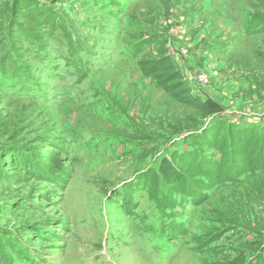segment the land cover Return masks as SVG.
<instances>
[{
  "label": "rangeland",
  "instance_id": "374dc122",
  "mask_svg": "<svg viewBox=\"0 0 264 264\" xmlns=\"http://www.w3.org/2000/svg\"><path fill=\"white\" fill-rule=\"evenodd\" d=\"M262 222L264 0H0V264H256Z\"/></svg>",
  "mask_w": 264,
  "mask_h": 264
},
{
  "label": "trees",
  "instance_id": "16d2710c",
  "mask_svg": "<svg viewBox=\"0 0 264 264\" xmlns=\"http://www.w3.org/2000/svg\"><path fill=\"white\" fill-rule=\"evenodd\" d=\"M147 74L149 76H154V78H159V75L160 77L162 76L165 80L164 87H165L166 92H168L172 96V98L176 100L178 103L185 104V105L195 108L198 112L201 113L202 116L207 117V116L219 115L223 112L220 105L213 99H210V98L204 99V98L195 96L191 93V89L188 87L186 81L184 80V76L181 70L178 69V67L173 63L172 59L169 56H163L159 60L155 61L149 67V72H147ZM240 134H242V132H240ZM205 136L207 138V135ZM223 139L226 140V137H224ZM235 140H236L235 142H238V139H235ZM215 141L217 145L218 143L220 144L222 143L221 140H219V137L217 135H215ZM216 144H211L207 146L214 148V146L217 147ZM229 149L230 151L233 150L232 145L229 146ZM224 152H226L225 149H224ZM26 155L28 154L17 152V151H12V153H8L5 156V158L10 159L16 166L23 165L24 167H29L30 164H34V163L32 161H29L26 158ZM224 158H225V154H224ZM221 163H223V160ZM165 169H166L167 175L169 176L171 180V183H178L180 185L189 184V181H187L185 175L178 172L176 170V166L172 162L167 161ZM170 229L171 230L168 231L169 233L171 231L176 234L179 232V230L177 232L176 231L174 232V228H170ZM255 230H256V233H258V237L252 243L248 244L247 246H249L252 249H258V247L262 246V248L264 249V222L258 223L257 228ZM17 246H18V250L22 252L23 246L20 243H18ZM24 250L26 251V247H24ZM27 255L29 256V259H31V261H35V260L38 261V258L36 257L34 253L29 251ZM260 260H262L264 263V259L260 257L258 261ZM258 261L256 262V264H258ZM7 264H10V263L8 262Z\"/></svg>",
  "mask_w": 264,
  "mask_h": 264
}]
</instances>
